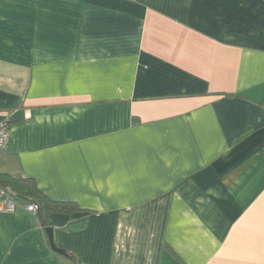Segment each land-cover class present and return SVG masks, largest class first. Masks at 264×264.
Instances as JSON below:
<instances>
[{
  "label": "crops",
  "instance_id": "1",
  "mask_svg": "<svg viewBox=\"0 0 264 264\" xmlns=\"http://www.w3.org/2000/svg\"><path fill=\"white\" fill-rule=\"evenodd\" d=\"M8 116L77 264H264V0H0ZM19 203L0 264H74Z\"/></svg>",
  "mask_w": 264,
  "mask_h": 264
},
{
  "label": "trees",
  "instance_id": "2",
  "mask_svg": "<svg viewBox=\"0 0 264 264\" xmlns=\"http://www.w3.org/2000/svg\"><path fill=\"white\" fill-rule=\"evenodd\" d=\"M12 123L14 124V122ZM0 185L8 190L14 198L18 200H24L29 203H36L39 206L38 213L40 216V222L46 229L51 227L49 222V214L51 212L72 214L80 211L73 203H59L50 201L43 195L42 192L38 190L36 184L30 179L15 178L9 174L0 173ZM64 251L65 253L61 255L70 258L74 264H77V261H75L66 250Z\"/></svg>",
  "mask_w": 264,
  "mask_h": 264
},
{
  "label": "built area",
  "instance_id": "3",
  "mask_svg": "<svg viewBox=\"0 0 264 264\" xmlns=\"http://www.w3.org/2000/svg\"><path fill=\"white\" fill-rule=\"evenodd\" d=\"M11 117H6L0 123V152L9 148L11 131L13 127ZM20 206L19 200L14 198L8 190L0 185V214L14 213ZM25 209L32 214L37 215L39 206L36 203H27Z\"/></svg>",
  "mask_w": 264,
  "mask_h": 264
},
{
  "label": "water",
  "instance_id": "4",
  "mask_svg": "<svg viewBox=\"0 0 264 264\" xmlns=\"http://www.w3.org/2000/svg\"><path fill=\"white\" fill-rule=\"evenodd\" d=\"M46 232H47L48 239H49V242H50L52 249L55 250L56 252L60 253V254H64L65 251L63 249L58 248L54 242V230H53V228L52 227L47 228Z\"/></svg>",
  "mask_w": 264,
  "mask_h": 264
}]
</instances>
